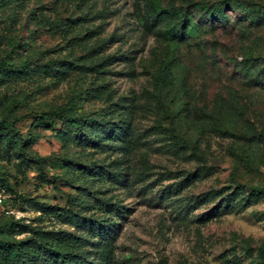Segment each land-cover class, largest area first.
Wrapping results in <instances>:
<instances>
[{"label":"rangeland","instance_id":"374dc122","mask_svg":"<svg viewBox=\"0 0 264 264\" xmlns=\"http://www.w3.org/2000/svg\"><path fill=\"white\" fill-rule=\"evenodd\" d=\"M0 120V264H264V0H0Z\"/></svg>","mask_w":264,"mask_h":264},{"label":"trees","instance_id":"16d2710c","mask_svg":"<svg viewBox=\"0 0 264 264\" xmlns=\"http://www.w3.org/2000/svg\"><path fill=\"white\" fill-rule=\"evenodd\" d=\"M4 68H12L13 66L11 64H7V63H2L1 65ZM52 118H60V119H68V121L71 123L72 126H78L81 122V119L79 117H70V118H66L64 115H62L61 113L57 112V111H47V112H43L40 115V120L45 121V120H49ZM9 123L6 120H0V126L1 127H5L8 126ZM54 250L56 251V258L60 259V263L61 264H71L73 259L75 258V255H71V253L67 254V253H63L61 251L58 250V248H54ZM15 251L12 252L13 255H15Z\"/></svg>","mask_w":264,"mask_h":264},{"label":"built area","instance_id":"2783aa9c","mask_svg":"<svg viewBox=\"0 0 264 264\" xmlns=\"http://www.w3.org/2000/svg\"><path fill=\"white\" fill-rule=\"evenodd\" d=\"M0 202H1V199H0Z\"/></svg>","mask_w":264,"mask_h":264}]
</instances>
